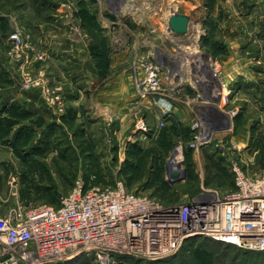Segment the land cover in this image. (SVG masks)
<instances>
[{"label":"rangeland","instance_id":"1","mask_svg":"<svg viewBox=\"0 0 264 264\" xmlns=\"http://www.w3.org/2000/svg\"><path fill=\"white\" fill-rule=\"evenodd\" d=\"M258 6L264 8L249 3L233 10L226 0H0L3 208L59 205L80 179L123 181L170 205L197 195L202 185L233 189L235 164L264 173V19L250 15L261 12ZM173 11L190 16L187 33L169 29ZM238 13L246 19L235 26L249 34L242 44L249 65L238 82L225 85L234 65L224 62L228 29ZM150 52L176 75L169 83L164 74L155 93H140L135 78L144 76ZM114 92L122 99L120 115L101 107L100 94ZM167 94L171 108L175 101L179 113H189L163 116L159 100ZM142 119L155 122L151 135L143 133ZM201 136L210 140L198 148ZM170 160L185 168L180 177H167ZM75 257L62 262L148 260L127 252L106 261L95 251L84 263Z\"/></svg>","mask_w":264,"mask_h":264},{"label":"built area","instance_id":"2","mask_svg":"<svg viewBox=\"0 0 264 264\" xmlns=\"http://www.w3.org/2000/svg\"><path fill=\"white\" fill-rule=\"evenodd\" d=\"M14 39L23 43L18 33ZM146 55L144 76L135 80L140 93L151 94L172 71L156 53ZM169 101V94L160 97L163 116L171 115ZM203 136L198 148L210 140ZM232 170L233 189L202 185L197 195L170 205L128 190L123 181L112 186L83 179L59 205L15 202L0 212V264H57L93 251L105 261L116 252L157 259L199 236L263 251L264 173L239 164Z\"/></svg>","mask_w":264,"mask_h":264},{"label":"trees","instance_id":"3","mask_svg":"<svg viewBox=\"0 0 264 264\" xmlns=\"http://www.w3.org/2000/svg\"><path fill=\"white\" fill-rule=\"evenodd\" d=\"M217 42L219 44V41ZM211 44H216L215 40L211 41ZM0 117L2 116L0 115ZM86 255L87 253H83L75 257L74 262L81 261L84 263V256ZM144 261L147 264H264V250L246 249L232 243L199 236L187 239L175 254L148 260L138 258L134 264H140ZM59 263L70 264V260ZM87 263L86 261L85 264Z\"/></svg>","mask_w":264,"mask_h":264},{"label":"crops","instance_id":"4","mask_svg":"<svg viewBox=\"0 0 264 264\" xmlns=\"http://www.w3.org/2000/svg\"><path fill=\"white\" fill-rule=\"evenodd\" d=\"M249 3H253V4L257 3L258 5L259 4L264 5V0H226L227 6H229V8H232L233 10H235L236 5L249 4ZM258 7H260L261 12L255 11L256 13L252 12V14H250V15L254 16V17H252L254 20H256L257 17H260V22H261V19H264V14L262 13V12H264V8H263V6H258ZM254 8H257V6H255ZM233 15H234L233 18H231L229 16V18L233 19V24L230 21V25L232 26V28H230L231 29L230 31L228 29V39L229 40L227 41V46H228L227 53L229 54V57H228V60H225L224 62H227V61L230 62L231 61V62H234L233 63L234 65H232L233 68L231 69V71L229 70V72H227V76H226L227 81H224L225 85H228L231 82H232V84L238 82L240 79V76H242L243 74L246 73L245 71L248 69L247 66L249 65V58H247L245 56V53H246V51L248 52V50L244 49L245 45L244 46L242 45V44L246 43L245 41H246L247 36H249V34H247L246 30L243 33H241V32L237 33L236 30L238 28L235 26V25H238V19L240 21L243 20L244 22H246V19L241 17L239 15V13L237 16L235 14H233ZM236 17H238V18H236ZM261 31L264 32V27L261 29ZM262 40H264L263 37H262ZM147 51H149V49H147ZM89 66H90V63H89ZM173 75H176V74L174 72H172V76ZM172 76L170 77V81H171L170 83H172V81H174V79L171 80ZM176 82H178V81H176ZM179 82H181V80H179ZM238 91H240V90H238ZM100 95L103 96L102 103H101V107L103 110L105 109L107 111L113 112L114 114L124 113L123 110H121L122 109L121 106H123V104L120 101H122V99L119 100L118 97H116L117 95L115 94V92L110 93V94H100ZM222 96L224 97V93ZM175 103H176V105H175ZM173 104H174V107L171 108L173 113L170 115V117H173V114L175 112H176V114H183V115H186L189 113V111L185 110V108H180L179 110L181 112L179 113V111H177V109L180 107L179 106L180 104L178 102H175V101ZM140 122L141 121H139V123ZM154 123H150L149 121L145 122V120L142 119L141 126L143 129L142 130L143 133H146V134L149 133L151 135V133H153ZM3 204L4 203H2V201H1L0 212L2 214L7 213L6 208H3V206H2Z\"/></svg>","mask_w":264,"mask_h":264},{"label":"water","instance_id":"5","mask_svg":"<svg viewBox=\"0 0 264 264\" xmlns=\"http://www.w3.org/2000/svg\"><path fill=\"white\" fill-rule=\"evenodd\" d=\"M190 16L184 13H180L178 11H173L169 16L168 23L169 29L177 34H185L189 30L190 24ZM180 167V162L177 164ZM185 168L182 171L177 170L175 167L172 166V161L170 160L167 166L168 175L167 177L170 178H177L181 176Z\"/></svg>","mask_w":264,"mask_h":264},{"label":"bare ground","instance_id":"6","mask_svg":"<svg viewBox=\"0 0 264 264\" xmlns=\"http://www.w3.org/2000/svg\"><path fill=\"white\" fill-rule=\"evenodd\" d=\"M180 159H181V158H180ZM171 161H172V160H171ZM179 162H180V161H179ZM179 162H178V163H179ZM172 166L174 167L173 163H172ZM177 166H178V165H177ZM180 167H181V166H180ZM180 167H179V168H180ZM182 168H183V166H182ZM177 170H178V169H177ZM180 171H182V170L180 169Z\"/></svg>","mask_w":264,"mask_h":264}]
</instances>
